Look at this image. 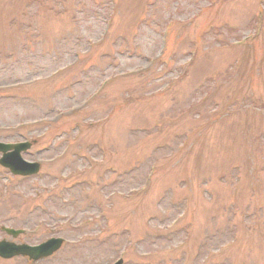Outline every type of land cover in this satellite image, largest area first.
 Segmentation results:
<instances>
[{"label":"rangeland","instance_id":"374dc122","mask_svg":"<svg viewBox=\"0 0 264 264\" xmlns=\"http://www.w3.org/2000/svg\"><path fill=\"white\" fill-rule=\"evenodd\" d=\"M213 1L0 0V128L49 133L24 157L42 164L37 177L0 168V224L40 228L28 243L52 229L67 241L33 264H111L122 250L121 264H264V0ZM165 31L169 66L148 67ZM75 121L94 124L71 140ZM184 133L188 148L163 159Z\"/></svg>","mask_w":264,"mask_h":264},{"label":"water","instance_id":"95a60500","mask_svg":"<svg viewBox=\"0 0 264 264\" xmlns=\"http://www.w3.org/2000/svg\"><path fill=\"white\" fill-rule=\"evenodd\" d=\"M53 250H55V249H52L51 251H53ZM50 253V252H49ZM21 254H28V255H30L31 256V258H36L37 256H35V255H31L32 253H26V252H23V253H21Z\"/></svg>","mask_w":264,"mask_h":264}]
</instances>
